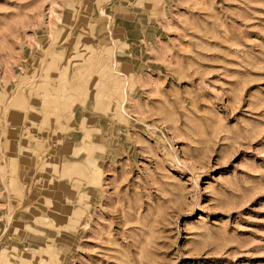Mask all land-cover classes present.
<instances>
[{
  "label": "rangeland",
  "instance_id": "obj_1",
  "mask_svg": "<svg viewBox=\"0 0 264 264\" xmlns=\"http://www.w3.org/2000/svg\"><path fill=\"white\" fill-rule=\"evenodd\" d=\"M0 264H264V0H0Z\"/></svg>",
  "mask_w": 264,
  "mask_h": 264
},
{
  "label": "bare ground",
  "instance_id": "obj_2",
  "mask_svg": "<svg viewBox=\"0 0 264 264\" xmlns=\"http://www.w3.org/2000/svg\"><path fill=\"white\" fill-rule=\"evenodd\" d=\"M123 108V107H122ZM95 175H97V174H95Z\"/></svg>",
  "mask_w": 264,
  "mask_h": 264
}]
</instances>
